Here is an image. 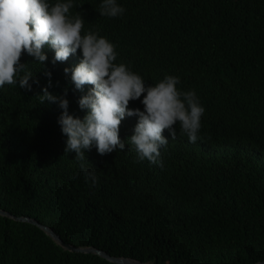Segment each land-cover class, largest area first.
<instances>
[{
  "label": "trees",
  "instance_id": "1",
  "mask_svg": "<svg viewBox=\"0 0 264 264\" xmlns=\"http://www.w3.org/2000/svg\"><path fill=\"white\" fill-rule=\"evenodd\" d=\"M55 3V0H50ZM84 31L116 45V63L129 65L146 85L165 75L195 90L205 108L200 137L179 134L161 149L164 167L134 163L127 140L138 117L122 121L123 150L86 151L99 178L90 186L76 153H66L58 103H40L49 78L24 52L21 62L39 80L31 92L0 88V208L37 219L77 247L154 264H256L264 261V0H117L122 16L99 15L102 0H73ZM49 92L67 89L69 114L83 118L71 73L82 51L52 63ZM143 99V97L141 98ZM130 108H140L131 101ZM0 264H114L73 253L39 227L0 216Z\"/></svg>",
  "mask_w": 264,
  "mask_h": 264
},
{
  "label": "clouds",
  "instance_id": "2",
  "mask_svg": "<svg viewBox=\"0 0 264 264\" xmlns=\"http://www.w3.org/2000/svg\"><path fill=\"white\" fill-rule=\"evenodd\" d=\"M74 7L73 0H55V3L50 0H0V88L18 85L31 92L33 84L39 85L29 64L21 62L24 52L43 65L49 85L36 98L41 104L58 103L63 109L58 123L67 137L65 152H75V161L80 167L74 178L83 174L90 186H96L99 178L96 170L88 167L90 163L85 152L95 147L99 155L105 156L117 149L123 150L125 142L120 138V128L127 117H138L134 134L127 140L136 153L133 162L148 161L163 168L161 149L169 144L165 130L175 140L179 125V134L186 136L189 142L201 139L199 133L205 108L197 93L178 88L180 78L173 75H165L154 85H146L143 77L129 65L116 63L118 53L114 43L98 31H84L85 20L80 12L71 11ZM124 12L117 0H102L99 6V15L103 17L116 18ZM46 45L55 52L53 64L66 62L78 50L82 51V61L64 71L71 73L76 90L93 86L79 100L80 109L87 110L83 118L69 114L67 89L63 96L49 92L52 73L45 67L48 57L43 49ZM131 101H140L143 110L130 108Z\"/></svg>",
  "mask_w": 264,
  "mask_h": 264
},
{
  "label": "water",
  "instance_id": "3",
  "mask_svg": "<svg viewBox=\"0 0 264 264\" xmlns=\"http://www.w3.org/2000/svg\"><path fill=\"white\" fill-rule=\"evenodd\" d=\"M0 216L6 217L9 219H12L16 222H22V223H29L32 225H35L39 227L41 230H43L48 236H50L58 245L63 247L65 250H68L73 253H83V254H95L98 255L107 261L114 263V264H154L152 262H143L138 259L129 258V257H116L112 256L106 251H103L99 248H96L94 246H85V247H77L72 244L66 243L62 237L57 234L52 228L42 224L37 219L26 217V216H16L12 214L11 212H8L6 210H3L0 208ZM257 264V263H256ZM260 264H264V261L260 262Z\"/></svg>",
  "mask_w": 264,
  "mask_h": 264
}]
</instances>
